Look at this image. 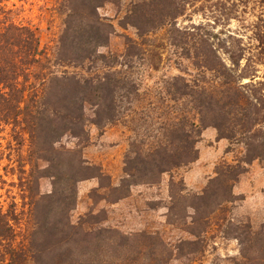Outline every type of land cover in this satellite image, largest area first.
I'll return each mask as SVG.
<instances>
[{
    "label": "trees",
    "instance_id": "16d2710c",
    "mask_svg": "<svg viewBox=\"0 0 264 264\" xmlns=\"http://www.w3.org/2000/svg\"><path fill=\"white\" fill-rule=\"evenodd\" d=\"M121 1L60 0L57 12L62 28L55 53L50 58L41 50V62L35 58V33L28 27L0 21V120L20 118L28 127L31 157L44 163L42 169L36 166L34 175V166L30 169V226L18 241L17 214L0 204V264H165L174 256L154 236H128L94 228L97 222H91L90 215L73 223L70 213L76 205V184L107 177L85 162L81 146L56 147L65 135L84 147L89 140L87 123L98 128L116 123L122 116L124 100L129 106L133 101H144L145 94L140 95L123 76L121 67L130 68L132 60L141 55L162 60V47H142L147 36L157 30L165 31L166 44L180 50V57L194 71L185 73L188 78L178 75L168 80L164 93L158 92L159 101L181 100L186 111L182 110L180 117L172 110L168 112L158 127L162 139L145 150L142 142L131 141L124 177L118 186L103 185L107 192L101 199L114 195L110 201L114 203L127 197L131 186L158 182L163 173L195 162V145L206 128L215 129L217 141H228L225 153L241 146L233 163L219 162L202 193L188 198L193 216L187 232L196 240L180 241L178 251L183 245H197V225H205L214 209L235 199L231 189L246 166L258 161L264 170V0H131L120 26L133 27L137 41L125 37L122 54H104L100 50L107 47L114 28L98 9L107 3L119 8ZM250 5L257 15L253 21L242 23L238 32L224 27L216 30L214 16L213 23L199 22L181 30L173 24L188 8L203 15L205 10L226 9V19L241 21V13ZM84 65L87 72H94L80 76L57 70ZM30 75L39 81L38 88L25 85ZM19 77L23 81L19 82ZM86 106L92 110L90 119ZM65 160L67 169L61 167ZM41 178L51 179L48 194H39ZM175 184L183 186V181H171V187ZM237 238L241 249L232 264H264L263 238L254 233ZM156 246L161 247V253H156Z\"/></svg>",
    "mask_w": 264,
    "mask_h": 264
},
{
    "label": "rangeland",
    "instance_id": "374dc122",
    "mask_svg": "<svg viewBox=\"0 0 264 264\" xmlns=\"http://www.w3.org/2000/svg\"><path fill=\"white\" fill-rule=\"evenodd\" d=\"M59 2L60 0H0V21L28 27L35 33L38 44L35 58L40 62L41 50L50 58L55 53L62 28V17L57 12ZM130 2L131 0H122L119 8L107 3L98 9L99 15L105 17L114 28L107 47L100 50L102 53L120 55L124 52L125 37L137 41L133 27L120 26L121 18ZM250 7L252 5L243 10L245 13H241L242 22L226 19V9L215 12L214 8L205 10L203 15L188 8L173 24L181 30L199 22L213 23L214 16L217 21L216 30L224 27L238 32L243 29L242 23L253 21V15H257ZM165 37L164 30H157L142 43L145 49L162 47V60L158 61L156 56L141 55L140 58L132 60L130 68L121 67L123 76L135 85L140 95L145 94L141 104L133 101L129 106L124 100L121 104L122 116L116 123L101 128L87 123L89 140L84 147L67 135L56 145L65 149L81 146V155L85 162L99 168L107 177L100 180L88 178L76 184V205L70 213V219L75 223L79 218L90 215V221L97 222L93 225L94 228L112 229L128 236H154L173 251L174 256L165 261V264H232V260L239 257L241 249L237 237L243 239L254 233L257 238L264 240V170L258 161L246 166V171L232 187L231 192L235 199L214 209L205 225H197V245H183L178 251L176 247L180 241L196 240L187 232L193 216L188 198L202 193L208 181L215 176V167L219 162L224 160L233 163L242 151L241 146L225 153L227 140L223 139L224 144L218 145L216 138L214 141L207 136H201L195 145L198 158L200 156L201 159L195 166H192L193 162L163 173L155 183L133 185L127 197L114 203L110 202L116 197L114 195L101 199L107 192L103 185L118 186L124 177V161L131 141L142 142L141 148L145 150L162 139L158 127L168 112L172 110L175 116L180 117L182 110L184 111L181 100L171 102L164 99L163 104L159 101L158 92L164 93L168 80L178 75L188 78L185 73L194 74L187 61L180 57V50L168 46ZM37 65L39 63L35 67ZM34 69L36 73L39 72L38 68ZM57 70L80 76H89L94 72V69L87 72L86 65L58 67ZM35 75L39 77V74ZM18 81H23V78L19 77ZM38 83L30 75L25 85L31 87L34 84L38 88ZM85 114L88 119L92 117L89 106L85 107ZM27 128L20 118L6 122L0 120V204L5 209L11 207L17 214L16 226L20 229L17 241L30 226L27 215L30 169L34 166L31 174L34 175L37 167H44L43 162H36L31 157L32 145ZM67 163L68 160H65L61 167L67 169ZM189 169H192V174L185 182L184 173ZM180 180L183 181V186L175 184L171 187V181L177 183ZM38 191L41 195L48 194L51 191V179L41 178L38 181ZM173 194L176 195L175 199ZM155 251L161 253L162 249L156 246ZM177 254L180 256L174 258Z\"/></svg>",
    "mask_w": 264,
    "mask_h": 264
},
{
    "label": "crops",
    "instance_id": "0c3cea01",
    "mask_svg": "<svg viewBox=\"0 0 264 264\" xmlns=\"http://www.w3.org/2000/svg\"><path fill=\"white\" fill-rule=\"evenodd\" d=\"M201 136H202V138H204L205 136H207V137H209V138L214 139V141H215V138H216V131H215V129H213V128H206L205 130H203ZM216 144H218V145L224 144V143H223V139L218 140V141L216 142ZM222 146H223V145H222ZM200 159H201V158H200V156H199V158L193 163L192 166H195L196 164H198V163L200 162ZM191 174H192V169H189V170H187V171L184 173V177H183V179H184L185 182H187V180L189 179V177L191 176Z\"/></svg>",
    "mask_w": 264,
    "mask_h": 264
}]
</instances>
